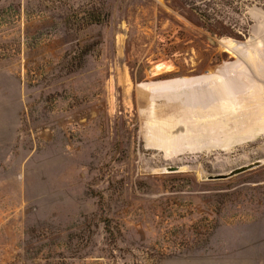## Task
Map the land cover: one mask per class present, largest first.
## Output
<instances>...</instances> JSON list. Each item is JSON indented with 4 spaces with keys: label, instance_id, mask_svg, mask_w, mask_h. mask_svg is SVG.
I'll list each match as a JSON object with an SVG mask.
<instances>
[{
    "label": "rangeland",
    "instance_id": "374dc122",
    "mask_svg": "<svg viewBox=\"0 0 264 264\" xmlns=\"http://www.w3.org/2000/svg\"><path fill=\"white\" fill-rule=\"evenodd\" d=\"M261 161L264 0H0V264H264Z\"/></svg>",
    "mask_w": 264,
    "mask_h": 264
},
{
    "label": "water",
    "instance_id": "95a60500",
    "mask_svg": "<svg viewBox=\"0 0 264 264\" xmlns=\"http://www.w3.org/2000/svg\"><path fill=\"white\" fill-rule=\"evenodd\" d=\"M263 163L264 162L261 161V162H257L255 164H252V165H250L248 167H245V168L236 169V170L230 172L228 175H220V176L214 178V180H224V179H228V178L234 177V176L239 175V174H241V173H243V172H245L247 170H250L252 168L258 167V166L262 165ZM178 171H180V169L177 168V167L176 168L171 167V168H168L166 170V172H169V173H176Z\"/></svg>",
    "mask_w": 264,
    "mask_h": 264
}]
</instances>
